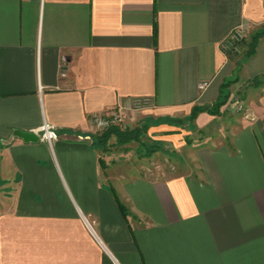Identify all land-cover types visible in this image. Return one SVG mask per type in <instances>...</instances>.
I'll use <instances>...</instances> for the list:
<instances>
[{
	"label": "crops",
	"instance_id": "crops-1",
	"mask_svg": "<svg viewBox=\"0 0 264 264\" xmlns=\"http://www.w3.org/2000/svg\"><path fill=\"white\" fill-rule=\"evenodd\" d=\"M263 30L264 0H0V264H264ZM227 80L248 85L228 142L187 145L184 119ZM117 110L194 169L107 164L91 117Z\"/></svg>",
	"mask_w": 264,
	"mask_h": 264
},
{
	"label": "rangeland",
	"instance_id": "rangeland-1",
	"mask_svg": "<svg viewBox=\"0 0 264 264\" xmlns=\"http://www.w3.org/2000/svg\"><path fill=\"white\" fill-rule=\"evenodd\" d=\"M227 82L228 84L224 89L226 94L224 95L223 103L211 106L212 114L204 110L212 116V121L207 123V125H199L194 123L195 118L191 121L184 119L181 128L185 130V134L182 136L183 141L187 145H216L219 142H228V133L225 127L229 125L228 121L233 120L237 115L245 111L244 95L248 90V85H236L230 80H227ZM120 127L129 128L121 125ZM145 133L141 136L140 143L129 142L126 148L119 147L118 149L116 147L122 145L117 144L115 139L111 137L106 145V150L109 152L103 155V159L106 160L105 162L108 164L111 157L117 163L126 165L139 163L141 174L143 173V175L145 174L148 177L174 174L181 171V167L194 169L193 161L185 152L169 148L170 152L165 154L163 151L166 145L154 143Z\"/></svg>",
	"mask_w": 264,
	"mask_h": 264
},
{
	"label": "built area",
	"instance_id": "built-area-1",
	"mask_svg": "<svg viewBox=\"0 0 264 264\" xmlns=\"http://www.w3.org/2000/svg\"><path fill=\"white\" fill-rule=\"evenodd\" d=\"M247 48V37L245 28L242 24L235 26L227 36L220 42V49L227 58H233L242 54ZM132 109H142L151 105L149 98H136L131 100ZM119 110L109 114H98L91 117V123L96 131H102L110 125H120ZM56 138L53 128L44 124L41 128V139L46 140L49 144Z\"/></svg>",
	"mask_w": 264,
	"mask_h": 264
},
{
	"label": "trees",
	"instance_id": "trees-1",
	"mask_svg": "<svg viewBox=\"0 0 264 264\" xmlns=\"http://www.w3.org/2000/svg\"><path fill=\"white\" fill-rule=\"evenodd\" d=\"M264 33L263 31H259L256 32L252 37H251V41L253 42L254 40H256L260 35H262ZM153 37H154V32H153ZM252 49H253V45L250 43L248 46L247 51L245 52L247 56H250L252 53ZM228 82L225 81L220 85V89H219V93L217 96V99L215 100V102L213 104H211L210 106L207 107H195L192 112L190 113V115L188 116L187 119H185L186 121H191L195 118L197 112L201 111V110H207L208 112H210L211 114L213 113V111H211V106H217L219 104L223 103V98L224 95L226 94L224 89L227 86ZM249 84L252 86H261L264 85V73L254 76L252 79H250ZM147 126L146 125H140V126H135L133 128H121L118 125H110L109 127L103 129L102 131H100L99 133H97L95 135V143L97 145H99L101 147L102 150L106 149V145L108 140L113 137L115 139V142L117 144H127L129 142H135V143H140V138L141 136L145 133ZM111 192L113 193V191L111 190ZM114 195V193H113ZM115 197V201L117 203V206L122 214V216L124 217V219L126 220V210L125 207L122 205V203Z\"/></svg>",
	"mask_w": 264,
	"mask_h": 264
},
{
	"label": "water",
	"instance_id": "water-1",
	"mask_svg": "<svg viewBox=\"0 0 264 264\" xmlns=\"http://www.w3.org/2000/svg\"><path fill=\"white\" fill-rule=\"evenodd\" d=\"M20 136L24 138V140H35L38 137L36 135H33L32 133H24V132H19L18 133Z\"/></svg>",
	"mask_w": 264,
	"mask_h": 264
}]
</instances>
